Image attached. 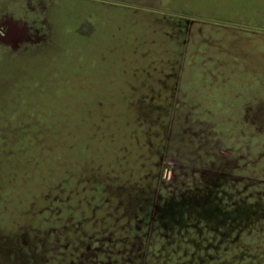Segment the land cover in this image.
Returning a JSON list of instances; mask_svg holds the SVG:
<instances>
[{"label":"rangeland","instance_id":"rangeland-1","mask_svg":"<svg viewBox=\"0 0 264 264\" xmlns=\"http://www.w3.org/2000/svg\"><path fill=\"white\" fill-rule=\"evenodd\" d=\"M138 9L112 61L74 32L88 8L51 9L45 46L0 54V264H264V74L203 75L216 64L190 46L165 81ZM151 43L162 60L143 62Z\"/></svg>","mask_w":264,"mask_h":264},{"label":"crops","instance_id":"crops-1","mask_svg":"<svg viewBox=\"0 0 264 264\" xmlns=\"http://www.w3.org/2000/svg\"><path fill=\"white\" fill-rule=\"evenodd\" d=\"M94 1L97 3L87 4L84 0H0V54H32L33 50L38 51L42 46H45L44 43L48 34H50V30L57 23L53 16L54 10L51 9L56 8L61 11L59 8H74V11H69V13H76L79 8H88L85 13H90L92 17H94L93 13L96 16L98 12L97 20L92 22L84 20L73 23L74 32L78 33L79 36L86 34L91 37L93 32L96 31L92 36H94L95 47L98 50L97 59L112 61L111 55L106 54L112 50L111 45L115 37L120 36L123 32L122 29L128 27L129 23L131 24V13L137 12L138 8H144L149 11V14H140L139 19L151 21L153 25L156 22L159 29L158 31L154 30L156 32L139 36V41H149L152 36H157V34L164 38L163 44L159 45L158 48H165L164 57L167 67H165V71H171V73L161 72L158 73V76L166 77L165 81L177 74L176 71L170 69L173 63L176 64L181 61L185 53L194 52L190 46L198 53L201 51L203 57L216 64L215 70L210 72L212 69H209L206 61H203V72H201L203 75H238L240 77L247 76L249 73L253 76L254 72L264 74V0ZM150 10L174 14L172 16L181 20L177 22V19L171 20L161 15L157 17L151 14ZM113 14L122 20H117L115 23L104 21V19H110L109 16L112 17ZM175 14H180L183 17ZM209 18H215L217 21ZM57 20L61 24L64 23L60 16ZM250 20H261L263 23L250 25V23H247ZM124 21L127 23L120 25ZM208 21L223 22L225 25H230L232 27L227 26V28L232 29V33L225 32V35H221L219 31H214V28L206 29L205 25L210 24ZM6 27L14 30V33L12 31L8 38L2 34L3 29ZM236 29L240 33L233 31ZM130 32L128 30V35H124L121 42L117 43L115 47L117 49L119 44L125 47L126 59L132 58V48H127L130 44L132 46ZM215 33L220 38L212 39ZM241 33H247L248 35H242ZM205 35L210 40L203 38ZM160 40L159 38L158 41ZM154 45L156 44L153 43L151 45L153 47L144 53L145 59L143 62L145 60L153 62L162 60L163 53L156 51ZM46 49V53H48L49 48L46 47ZM256 50L259 51L255 52ZM218 64L223 68L219 70ZM191 74L194 75L192 72ZM186 75H189V73H186ZM176 77H181V74L178 72ZM132 91H138V88L136 90L132 88ZM146 91L163 90L160 88L147 89Z\"/></svg>","mask_w":264,"mask_h":264},{"label":"flooded vegetation","instance_id":"flooded-vegetation-1","mask_svg":"<svg viewBox=\"0 0 264 264\" xmlns=\"http://www.w3.org/2000/svg\"><path fill=\"white\" fill-rule=\"evenodd\" d=\"M2 31V30H1ZM13 31V33H14V30H11V28H9V27H6L5 29H3V32H2V34H3V36H5L6 38H8L9 36H10V33Z\"/></svg>","mask_w":264,"mask_h":264}]
</instances>
